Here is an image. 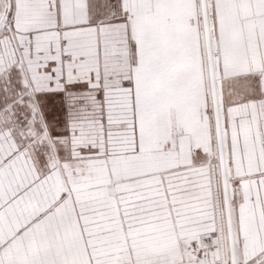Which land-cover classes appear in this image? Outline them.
Listing matches in <instances>:
<instances>
[{
  "label": "snow or ice",
  "instance_id": "1",
  "mask_svg": "<svg viewBox=\"0 0 264 264\" xmlns=\"http://www.w3.org/2000/svg\"><path fill=\"white\" fill-rule=\"evenodd\" d=\"M0 264H264V0H0Z\"/></svg>",
  "mask_w": 264,
  "mask_h": 264
}]
</instances>
